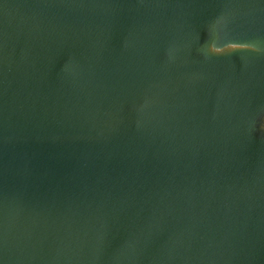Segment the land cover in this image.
<instances>
[{"label":"water","instance_id":"95a60500","mask_svg":"<svg viewBox=\"0 0 264 264\" xmlns=\"http://www.w3.org/2000/svg\"><path fill=\"white\" fill-rule=\"evenodd\" d=\"M0 264H264V0H0Z\"/></svg>","mask_w":264,"mask_h":264}]
</instances>
